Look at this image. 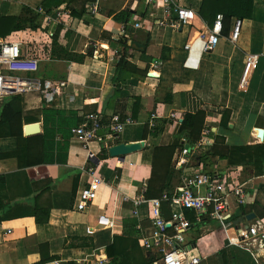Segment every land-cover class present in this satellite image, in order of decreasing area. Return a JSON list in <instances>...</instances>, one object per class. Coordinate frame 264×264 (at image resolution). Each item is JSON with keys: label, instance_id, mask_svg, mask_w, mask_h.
Masks as SVG:
<instances>
[{"label": "crops", "instance_id": "obj_1", "mask_svg": "<svg viewBox=\"0 0 264 264\" xmlns=\"http://www.w3.org/2000/svg\"><path fill=\"white\" fill-rule=\"evenodd\" d=\"M90 2H0V16L18 17L21 7L29 8L40 15L39 28L47 40L56 38L53 59L49 60L43 46L38 52V71L26 76L51 80L46 77L54 71L63 76L60 81H66V88L50 107L43 106L34 94L11 96L0 104V111L10 104L20 112L22 138L34 141L19 147L16 138L8 134V123L0 126V264H42L41 255L51 258L43 264H92L96 251L122 236L125 219L137 221V247L132 251L129 247L123 261L162 264L157 253L145 251L138 243L142 232H150L148 206L143 204L136 211L123 197L142 195L148 201L164 192L172 195L183 176L199 164L205 169L219 166L225 174L232 173L243 185L246 203L232 207L230 216L222 222L204 219L193 225L181 236L183 243L191 254L200 257L198 264H264V240L256 241L245 230L246 226L257 227L264 234V173L256 175L249 158L231 161L232 152L254 154L257 149L264 150V0H172L193 12L191 21L178 29L170 25L174 18L164 15L161 2L153 8L138 0H100L95 14L87 12ZM56 9L69 11L71 20L46 24L44 16ZM216 15L222 16L223 25L218 43L201 54L196 48V68H185L188 51L184 46L199 36L207 38ZM235 20L241 21V29L238 41L231 44L228 37ZM15 35L25 38L23 31H13L2 39ZM252 54L259 62L246 92H242L240 75L246 56ZM67 55L77 60L60 57ZM121 58L123 65L117 68ZM44 62L50 63L47 68H42ZM13 97L18 101L10 102ZM45 111L76 113L77 121L66 120V116L50 117ZM225 111L227 124L222 126ZM91 112L98 113L104 124L114 114L133 121L113 138L108 137V130H102L99 134L104 142L90 145L93 161L87 159L86 151L70 133L71 127L82 123L81 116ZM199 112L204 114L199 138L205 130L209 143L204 150L183 158V140L191 144L197 141L187 137L191 126L187 118ZM45 115L52 123L47 151L42 138ZM29 124H37L39 133L25 136L23 127ZM217 137L222 139L220 143ZM137 142H144V148L123 161L107 153L113 145ZM65 146L68 150L62 151ZM216 150L221 157L212 154ZM201 152L211 153V162H199ZM45 154L59 162L28 164L35 158L42 161ZM88 166L96 167L104 184L95 201L77 212L73 208L75 196L89 183L84 171ZM262 168L264 171V164ZM251 213L255 217L246 221L245 216ZM162 214L169 216L168 204H163ZM101 215L111 218L110 230L97 228ZM237 219L242 221L234 224ZM86 228L95 232L87 235ZM83 240L90 245H83Z\"/></svg>", "mask_w": 264, "mask_h": 264}, {"label": "built area", "instance_id": "obj_2", "mask_svg": "<svg viewBox=\"0 0 264 264\" xmlns=\"http://www.w3.org/2000/svg\"><path fill=\"white\" fill-rule=\"evenodd\" d=\"M98 1L100 0L91 1L89 7H87V12L95 14ZM138 1L153 8H156L158 2H161L164 15L166 17L173 16L174 21L170 25L176 29L187 25L193 17L191 10L175 5L172 0ZM70 20L71 13L67 10L56 9L51 14L44 16V22L48 25L65 24ZM163 25V23H159V26ZM134 28L138 29L139 24L135 23ZM240 29L241 21L235 20L228 37L231 44L238 41ZM222 30V16L216 15L207 38L203 39L202 36H199L193 40L192 44L184 46V50L188 51V55L183 66L187 69L196 68L198 57L193 56L194 51L198 49L199 54L211 51L218 43ZM23 34L25 35L24 32ZM42 50L43 44L36 43L29 47L26 39L18 35L8 39L0 38V104L3 99L11 96L34 94L40 98L43 106L50 107L59 96L60 91L66 88V81L45 80L26 76L38 71V52ZM258 62L257 55L246 56L238 83L242 92H246L250 75ZM81 118L82 123L71 129V135L79 147L86 151L87 159L90 161L95 159V155L90 149L91 143L104 142L103 136L99 134L102 130H108V137L113 138L125 125L133 124L130 118H121L117 114L111 115L105 124L96 112L84 114ZM207 135L208 132L203 130L199 140L192 144L183 140L182 149L180 150L181 157L187 158L195 152L204 150V147L209 143ZM201 165L199 164L192 172L183 176L180 187L172 195L169 192H164L159 198L148 201H145L142 195L133 199L128 198L126 195L123 197L124 201L133 203L136 211L143 204L148 206L150 232L149 234L142 232L138 243L145 251L157 253L162 264H198L200 257L191 254L192 251L183 243L181 236L193 225L200 224L204 219L224 221L225 218L230 216L232 207H241L246 203L243 185L236 180L232 173L225 174L219 166L213 169H205ZM84 171L89 177V183L78 191L75 196L73 208L77 212H83L95 201L100 186L104 184V179L97 173L96 167L88 166L85 167ZM163 204L169 206L168 219L163 217ZM96 225L99 229L110 230L113 222L108 216L101 215L97 218ZM85 231L87 235H92L95 232L92 228H86ZM247 233L249 236L255 237L258 242L264 240V234L260 233L257 227L248 228ZM104 263L103 260L92 262V264ZM53 264H59V262L55 261ZM75 264L86 263L77 261Z\"/></svg>", "mask_w": 264, "mask_h": 264}, {"label": "trees", "instance_id": "obj_3", "mask_svg": "<svg viewBox=\"0 0 264 264\" xmlns=\"http://www.w3.org/2000/svg\"><path fill=\"white\" fill-rule=\"evenodd\" d=\"M91 1H93V0H91ZM23 11L30 13L32 15H30L28 18H26V16H25V18L24 17L21 18L20 16H18V17L0 16V38L6 37L7 35H9L13 31H21L23 29L21 27L22 23L28 24L31 29H35V28L40 26V24H39L40 23V15H38L37 13H34L29 8H24ZM49 41H51V43L53 45H56L55 44L56 38L54 36L49 37ZM121 65H123V59L122 58L119 60L117 68H120ZM16 101H18V98H16V97L10 98V102L14 103ZM44 113L50 114V117L55 116V115L60 116V117L66 116V118H67L66 120L71 119V120L77 121L76 113H72V112L62 113V112H55V111H45ZM227 116H228V111L223 112L221 122H220L222 126H225L227 124ZM187 119L189 122H191V126H190V128H188L189 131H188L187 137H190L192 139V142H195L196 140L199 139V134H200V131L202 129V125H203V121H204V114L202 112H199L194 116H188ZM50 121H51V118H47V116L43 119V135H42V138H43L44 150H46V151L48 149L46 143H47L48 139L52 136V135L50 136V134L52 132L49 130L50 129L49 125L52 124ZM6 122L8 123V128H7L8 134L11 135L12 137L16 138L19 147L20 146L25 147L28 142L34 143V141L31 139L26 140V139L22 138V134H21L22 120H21L20 112L12 109L10 104L4 105L0 111V126ZM189 122H188V124L190 125ZM74 127L75 126L71 127V129H73ZM71 129H70V133H71ZM217 140L219 141L218 143H220V140H222V139L220 137H217ZM52 146H53V143H52ZM62 149L57 148V151H59V150L67 151L68 150V148L66 146ZM240 150L244 151L245 149L240 148ZM102 152L104 153V155H106L105 149H103ZM212 154L217 155L219 157L222 156L220 151H217V150L214 151ZM49 156L50 155H48V154L42 155V158H43L42 161L40 158H38V159L35 158L34 161H29L28 164L38 165L41 162H43L44 164H53L55 162H59V159L53 160ZM248 158H249V160H248L249 163L255 166V167L254 166H252V167H254L255 171L257 172L256 175L263 174L264 171H263L262 166L264 164V150L262 148H260V150L257 149L256 153L252 154L251 156H248ZM163 217L168 219L169 216L163 215ZM122 224H123V228H124L122 236L114 237L111 245L105 247L101 251H96L95 255L93 257L94 261L107 259L110 264H130L128 261H123L124 257H122V256H124V253L126 252V250L129 247L131 248L130 251L134 250V248L137 247V232L135 230V226L137 224V221L135 219H125V220H123ZM83 245H90V242L83 240ZM42 247L46 248L47 246L44 245ZM120 257H122L121 262H119ZM50 259L51 258H49L48 255H46V256L41 255V261L40 262L42 264L47 263L48 261H50ZM135 264H139V262H136Z\"/></svg>", "mask_w": 264, "mask_h": 264}, {"label": "rangeland", "instance_id": "obj_4", "mask_svg": "<svg viewBox=\"0 0 264 264\" xmlns=\"http://www.w3.org/2000/svg\"><path fill=\"white\" fill-rule=\"evenodd\" d=\"M23 9L24 8L21 7V11H22V12H20V17L21 18H23V17L25 18V16H26V18H28L30 15H32L30 13H27V12L23 11ZM21 27L23 28L21 31H23L25 33V39H26L27 45L29 47H32L36 43L43 44V46L46 49V56H48L49 60H52L53 59V55H52V48H53L52 46H53V44L50 43L47 40L46 36L40 31V28L37 27L35 29H31L28 24H23V23L21 24ZM60 57H63L64 60H68V61L69 60H77L76 57L71 56V55L60 56ZM47 64H50V63L49 62H44V64L42 65V68H47L46 67ZM54 66H51V67L54 68ZM46 78L51 79V80H61L63 78V76L55 75L54 71H53V72H51V74L47 75ZM210 154L211 153H209V152H207L205 155L202 154V152L198 153V159H199L198 161L199 162H202V161L211 162L212 157H211ZM252 154H253L252 151H248V152H245V153H243V152L239 153L238 151H235V152H232L231 156H232L233 159L231 161H232V163L243 162L245 159L248 158V156H251ZM205 156H207V159L204 158Z\"/></svg>", "mask_w": 264, "mask_h": 264}, {"label": "water", "instance_id": "obj_5", "mask_svg": "<svg viewBox=\"0 0 264 264\" xmlns=\"http://www.w3.org/2000/svg\"><path fill=\"white\" fill-rule=\"evenodd\" d=\"M24 135L31 136L39 133V126L37 124H29L23 127ZM144 142H137L131 144H117L108 148L107 153L111 158H119L120 161H123L124 157L135 152L141 151L144 148ZM255 216L254 214H248L245 216L246 221H250ZM242 219H237L234 221V224L241 222ZM248 227H245L247 230Z\"/></svg>", "mask_w": 264, "mask_h": 264}]
</instances>
